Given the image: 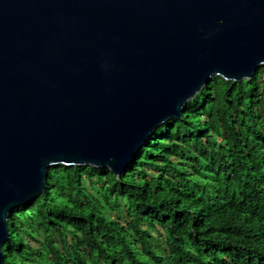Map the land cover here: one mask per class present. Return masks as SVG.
I'll return each mask as SVG.
<instances>
[{"label":"water","instance_id":"95a60500","mask_svg":"<svg viewBox=\"0 0 264 264\" xmlns=\"http://www.w3.org/2000/svg\"><path fill=\"white\" fill-rule=\"evenodd\" d=\"M264 65V0H0V264L55 164L117 176L214 75Z\"/></svg>","mask_w":264,"mask_h":264},{"label":"trees","instance_id":"16d2710c","mask_svg":"<svg viewBox=\"0 0 264 264\" xmlns=\"http://www.w3.org/2000/svg\"><path fill=\"white\" fill-rule=\"evenodd\" d=\"M7 222L4 264H264V65L212 76L119 176L49 166Z\"/></svg>","mask_w":264,"mask_h":264}]
</instances>
